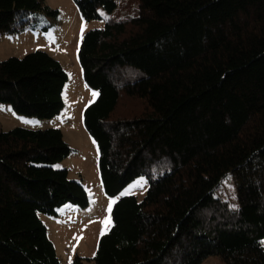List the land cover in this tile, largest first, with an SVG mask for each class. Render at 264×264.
<instances>
[{
    "label": "trees",
    "instance_id": "1",
    "mask_svg": "<svg viewBox=\"0 0 264 264\" xmlns=\"http://www.w3.org/2000/svg\"><path fill=\"white\" fill-rule=\"evenodd\" d=\"M85 20L79 59L98 91L84 113L104 191L139 176L143 200L118 199L92 258L70 264H264V0H74ZM57 16L46 0H0V34ZM48 29V26L44 27ZM69 74L43 50L0 61V103L53 118ZM124 101L130 105L121 107ZM139 107H133V102ZM58 127L0 129V264H61L41 214L88 207L84 184L57 164L71 153ZM232 176L237 206L220 193Z\"/></svg>",
    "mask_w": 264,
    "mask_h": 264
},
{
    "label": "rangeland",
    "instance_id": "2",
    "mask_svg": "<svg viewBox=\"0 0 264 264\" xmlns=\"http://www.w3.org/2000/svg\"><path fill=\"white\" fill-rule=\"evenodd\" d=\"M47 4L59 11L57 16L36 15L40 24L37 29H27L21 33L0 34V61L10 57H24L36 50H43L58 59L69 74V81L64 91L65 106L63 111L49 119L26 116L17 113L9 104L0 103V129L10 130L15 127L45 129L58 127L64 139L72 148L71 153L57 164L67 168L72 179L81 181L86 187L90 204L88 207L67 204L58 208L57 215L41 214L48 227L49 236L56 246L61 264H70L77 256L92 258L96 254L100 237L113 225L111 205V223L103 221L109 217L108 208L113 199L117 201L125 195H135L143 200L147 194L149 180L139 176L118 195L105 193L100 169V151L96 140L89 133L84 122L86 107L98 95L84 81L79 51L87 31L102 28L109 13L100 9L102 18L85 20L74 0H46ZM120 4L113 16L126 17L136 12L139 0H119ZM48 26V29L44 27ZM133 107H139V102ZM130 105L124 101L121 107ZM139 182V183H137ZM223 196L231 206H237L236 185L232 176L224 179L220 187ZM202 264H224L220 256H209Z\"/></svg>",
    "mask_w": 264,
    "mask_h": 264
},
{
    "label": "snow or ice",
    "instance_id": "3",
    "mask_svg": "<svg viewBox=\"0 0 264 264\" xmlns=\"http://www.w3.org/2000/svg\"><path fill=\"white\" fill-rule=\"evenodd\" d=\"M94 95H98V93H94ZM137 183H139V182H137ZM115 202H116L115 199H113V200L111 201L110 205H109V208H108L109 217L105 218V220L103 221V223H104L105 225H108V224L111 223V219H110L111 205H112V204H115Z\"/></svg>",
    "mask_w": 264,
    "mask_h": 264
}]
</instances>
